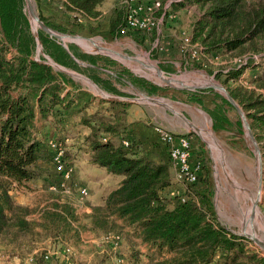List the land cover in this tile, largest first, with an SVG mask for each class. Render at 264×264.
<instances>
[{
    "label": "trees",
    "instance_id": "16d2710c",
    "mask_svg": "<svg viewBox=\"0 0 264 264\" xmlns=\"http://www.w3.org/2000/svg\"><path fill=\"white\" fill-rule=\"evenodd\" d=\"M23 2L0 0V264H49L46 250H60L63 257L62 250L71 247L67 240L80 238L83 226L96 237L112 235L106 245L119 259L117 264H264V256L248 246L247 237L218 220L204 163L195 182L176 179L167 151L164 161L153 159L127 129L130 103L69 89L52 66L33 58L36 41ZM35 2L61 10L64 23L38 12L44 24L61 32L72 33L78 27L91 34L102 24L105 0ZM191 5L202 12L193 24L191 41L199 43L204 54L238 56L237 62L231 61L228 69H218L214 76L239 104L260 141L264 138V0H172L169 8ZM126 14L124 0H114L105 35L130 34L145 43V36L155 28L122 32ZM40 39L58 63L75 66L67 51L44 35ZM86 59L97 62L92 56ZM90 106L96 107L92 113L87 112ZM73 117L87 128L85 133L78 130L71 136ZM50 141L55 143L53 150ZM58 151L65 169L74 172L86 160L120 176L101 202L90 206L85 223L66 203L52 201L36 211L12 194L14 188L42 178L48 171L45 164L56 168L53 155ZM59 179L60 173L58 178H45L48 186ZM30 256L32 261H27ZM54 259L58 264L59 257Z\"/></svg>",
    "mask_w": 264,
    "mask_h": 264
},
{
    "label": "rangeland",
    "instance_id": "374dc122",
    "mask_svg": "<svg viewBox=\"0 0 264 264\" xmlns=\"http://www.w3.org/2000/svg\"><path fill=\"white\" fill-rule=\"evenodd\" d=\"M23 4L27 16L25 2ZM31 4L37 16L41 12L54 22L64 23L62 12L56 5L41 3L37 6L35 0H31ZM112 4L113 0H105L101 5L102 24L91 34L78 27H74L72 33L51 28L61 35L77 37L78 40L50 36L36 25L41 49H38L29 22L36 41L33 58H50L62 69L72 73L73 76L54 68L69 89L81 88L101 99L121 97L131 101L127 120L130 117L142 118L143 127L187 134L192 141L194 161H201V165L204 163L207 167L208 186L218 220L236 234L246 232L252 235L254 240L248 238V246L257 251L259 256H264V250L260 247L264 246V138L260 141L251 138L249 121L244 112L231 103L220 85L222 83L214 76L218 69H228L231 61L237 62L238 56L202 54L197 63L180 52L184 38L191 37L193 24L202 15L201 10L194 5L179 7L174 11L170 7L168 16L157 29L145 36V43L136 41L130 34L108 37L105 32ZM40 35L46 36L65 51L69 50L78 61L70 56L75 66L62 65L53 59L44 48ZM88 56L94 57L96 64L86 59ZM99 56L102 58H97ZM92 74L107 83L96 80ZM131 77L142 79L145 83H136ZM145 96L157 100L151 101ZM106 107L108 105L103 108ZM95 109V106H90L87 112L92 113ZM69 125L73 126L71 136L78 130L87 131L86 127L78 124L77 117L71 118ZM44 167L48 170L44 178L33 180L30 186L14 188L13 196L36 211L52 201L61 205L66 203L85 223L90 203L97 201L98 192L94 194L92 190L93 195L83 198L73 187L69 191H52L45 178L48 181L58 178L59 173L50 164ZM81 176L84 177V174ZM78 179L87 183L86 178ZM252 209V219L247 221ZM244 217L247 223H242ZM80 230V238L71 237L67 240L74 253L72 259L77 264H117L119 259L106 245L112 235L109 238L96 237L85 226Z\"/></svg>",
    "mask_w": 264,
    "mask_h": 264
},
{
    "label": "built area",
    "instance_id": "2783aa9c",
    "mask_svg": "<svg viewBox=\"0 0 264 264\" xmlns=\"http://www.w3.org/2000/svg\"><path fill=\"white\" fill-rule=\"evenodd\" d=\"M127 7L126 22L121 29L125 32L128 29H140L150 31L157 29L163 20L165 11L169 9L171 0L165 2L164 0H124ZM160 13V14H158ZM180 52L190 60L198 61L203 53L202 46L197 42H192L191 37H185L183 45L180 47ZM161 139L166 146V151L172 167L175 170V177L178 180L195 182L199 170L201 169V161H194L191 153L192 141L187 134L175 133L165 129H158ZM102 140H105L103 138ZM127 144L126 141H124ZM52 150L55 148L53 141L49 142ZM61 151L54 153L53 162L56 169L60 173V179L49 185L52 191H69L71 187L77 189L80 196L88 197L89 190L86 186H79V182L73 178L74 172L70 169H65L61 164ZM63 257H60V250L50 248L46 250L44 255L49 264H55L54 256L59 257L58 264H74L71 258L72 248L65 247L63 250ZM27 261H32V257H28ZM1 262V256H0Z\"/></svg>",
    "mask_w": 264,
    "mask_h": 264
},
{
    "label": "crops",
    "instance_id": "0c3cea01",
    "mask_svg": "<svg viewBox=\"0 0 264 264\" xmlns=\"http://www.w3.org/2000/svg\"><path fill=\"white\" fill-rule=\"evenodd\" d=\"M112 6H113V4H112ZM112 6H111V8H112ZM192 87L194 88L197 86H192ZM156 104L159 105V103H156ZM142 120H143L142 118L141 119H139V118L133 119L131 117L128 118L127 129L134 133L135 138L142 143L143 149L153 159L164 161L166 159V147H165L164 142L161 139V136H160L158 129L157 128L153 129L151 127L150 128L143 127V123L141 122ZM82 133H85V131ZM191 153L193 154L194 152L191 151ZM75 167H76V169L74 171L75 176L73 175V178L78 182H80V179H78V178H81L82 180L84 178H86L87 183L80 182V184L84 185L88 188V190H89L88 197L90 196V194L93 195L92 190H93L94 194L96 191L98 192L97 201L90 203V206L93 204H96V203H100L104 193L106 192V190H108L111 187H114L120 179V176H117L115 174H109L105 168L90 165L86 160H82L79 163V165H76ZM81 174H84V177L81 176ZM106 181L108 183H104ZM45 182H46V180H45ZM101 182H102V184H100ZM96 184H97V188L100 186L99 189H97L95 187ZM30 185L31 184L28 183V186H30ZM14 197L18 202L26 204V203L18 200L16 196H14ZM88 197H86V198H88ZM88 212H89V210H88ZM245 222H246V217H244L242 220V223H245ZM73 261H74V264H77V262L74 258H73Z\"/></svg>",
    "mask_w": 264,
    "mask_h": 264
},
{
    "label": "water",
    "instance_id": "95a60500",
    "mask_svg": "<svg viewBox=\"0 0 264 264\" xmlns=\"http://www.w3.org/2000/svg\"><path fill=\"white\" fill-rule=\"evenodd\" d=\"M24 2H25V6H26V11H27V17H28V20H29V22H30V24H31V26H32V28H33V20H32V14H31V11H30V8H29V6H30V4H31V0H24ZM31 6H32V4H31ZM32 10H33V12H34V9H33V7L31 8ZM35 13V12H34ZM36 18L38 19V21H39V23H41L42 24V26H43V30L44 31H46L50 36H53L52 34H56L57 36H56V38H59V39H61V34L60 33H58V32H56V31H54V30H52L51 28H49V27H47V25L46 24H44L41 20H40V18H39V16H37L36 15ZM33 33H34V37H35V39L37 40V45H38V49H41V45H40V42H39V37H38V34H37V31L36 30H34V28H33ZM54 37V36H53ZM65 48V47H64ZM66 49V48H65ZM66 51L69 53V55L74 59V60H76L75 58H74V56L72 55V53L69 51V50H67L66 49ZM77 61V60H76ZM43 62H45L46 64H48V65H50V66H52L53 68H57V69H60V70H62V71H64V72H66V73H68V74H71L72 75V73H70V72H68V71H66V70H64V69H62L60 66H58L55 62H53L50 58H47V60H43ZM78 62V61H77ZM73 76V75H72ZM221 85V84H220ZM221 87L226 91V93H227V98L231 101V103H233L236 107H239V109H241V107L238 105V103L229 95V93H228V91L226 90V88L224 87V86H222L221 85ZM145 98L146 99H148V100H151V101H156L157 99L155 98V97H148V96H145ZM107 100H114V101H122V102H126V103H130L131 101H129V100H125L124 98H121V97H107ZM141 100V99H140ZM136 103H139V101H135ZM242 110V109H241ZM243 111V110H242ZM251 131V130H250ZM250 136H251V138L252 139H254V136H253V134H252V131H251V134H250ZM237 234H239V235H243V236H245V237H247V238H249V239H253V237H252V235H250V234H248V233H246V232H240V233H237ZM254 240V239H253ZM261 247V249H263L264 250V246H260Z\"/></svg>",
    "mask_w": 264,
    "mask_h": 264
},
{
    "label": "bare ground",
    "instance_id": "6f19581e",
    "mask_svg": "<svg viewBox=\"0 0 264 264\" xmlns=\"http://www.w3.org/2000/svg\"><path fill=\"white\" fill-rule=\"evenodd\" d=\"M29 8H30V11H31V14H32V20H33V28L37 31V27H36V25L38 26V27H40L42 30L44 29L43 28V26H42V24L41 23H39V21H38V19L36 18V14L33 12V10L31 9L32 8V6H31V4H30V6H29ZM54 37H56L57 35L56 34H52ZM61 38H67L68 40H78V38L77 37H73V36H65V35H61ZM94 44H96V43H94ZM118 56H120L119 54H117ZM255 208V206L253 207V209ZM251 210L250 211V213H249V215H248V218L249 219H247V221H249V220H251L252 219V216L253 215H251V214H253L254 212V210Z\"/></svg>",
    "mask_w": 264,
    "mask_h": 264
}]
</instances>
